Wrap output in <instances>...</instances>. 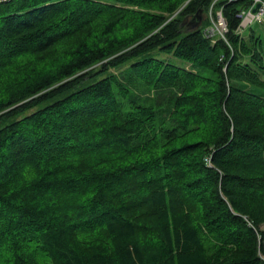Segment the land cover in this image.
Here are the masks:
<instances>
[{
	"label": "trees",
	"instance_id": "trees-1",
	"mask_svg": "<svg viewBox=\"0 0 264 264\" xmlns=\"http://www.w3.org/2000/svg\"><path fill=\"white\" fill-rule=\"evenodd\" d=\"M251 2L0 3V264H264Z\"/></svg>",
	"mask_w": 264,
	"mask_h": 264
},
{
	"label": "built area",
	"instance_id": "built-area-1",
	"mask_svg": "<svg viewBox=\"0 0 264 264\" xmlns=\"http://www.w3.org/2000/svg\"><path fill=\"white\" fill-rule=\"evenodd\" d=\"M10 0H0V3L8 2ZM260 2V7L253 11V7L256 3ZM247 10V11H246ZM246 11V12H245ZM240 18L239 26L237 28L238 31H242L244 27L250 24L253 21L263 22L264 21V1L263 0H252L251 5L247 9H243L238 13ZM219 29L221 36H224V32L227 31V25L225 19L222 17L221 12L217 11L215 19H212V24L204 29V33L208 37H213Z\"/></svg>",
	"mask_w": 264,
	"mask_h": 264
},
{
	"label": "rangeland",
	"instance_id": "rangeland-1",
	"mask_svg": "<svg viewBox=\"0 0 264 264\" xmlns=\"http://www.w3.org/2000/svg\"><path fill=\"white\" fill-rule=\"evenodd\" d=\"M241 11H242V10H241ZM246 11H247V10H246ZM246 11H245V12H246ZM212 19H213V17L211 18V11H210V10H208L206 13H202V12H200V22H199L198 25H201L202 21H210V24H209V25H211V24H212ZM209 25H207L206 27H208ZM251 29L254 31V33H256V32L259 33L260 36H261V39H262L263 42H264V21H263V22L253 21V22H251L250 24H248L246 27H244V28L242 29L241 32L238 31V30H237V32H238V33H242V35H244L245 37H247L246 34H247ZM215 31H216V32L218 31V33H216L215 35H218V37H219V36L221 37V33H220L219 29H218V30L215 29ZM225 33H226V32H224V34H225ZM166 57H167V56H166ZM170 59H172V58H170ZM261 228L264 229V224L261 225Z\"/></svg>",
	"mask_w": 264,
	"mask_h": 264
},
{
	"label": "water",
	"instance_id": "water-1",
	"mask_svg": "<svg viewBox=\"0 0 264 264\" xmlns=\"http://www.w3.org/2000/svg\"><path fill=\"white\" fill-rule=\"evenodd\" d=\"M259 7H260V2L256 3L252 10L256 11ZM200 12L201 10L195 13L194 16L191 18L190 23H192V26H191L192 28L198 26L200 22Z\"/></svg>",
	"mask_w": 264,
	"mask_h": 264
}]
</instances>
